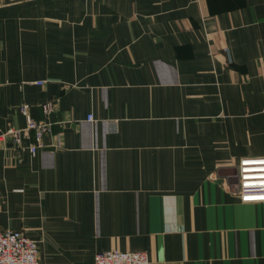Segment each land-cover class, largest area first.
Here are the masks:
<instances>
[{
	"label": "crops",
	"instance_id": "crops-1",
	"mask_svg": "<svg viewBox=\"0 0 264 264\" xmlns=\"http://www.w3.org/2000/svg\"><path fill=\"white\" fill-rule=\"evenodd\" d=\"M23 103L51 131L0 140V230L40 264H264V200L238 192L264 156V0H0L1 131Z\"/></svg>",
	"mask_w": 264,
	"mask_h": 264
},
{
	"label": "built area",
	"instance_id": "built-area-1",
	"mask_svg": "<svg viewBox=\"0 0 264 264\" xmlns=\"http://www.w3.org/2000/svg\"><path fill=\"white\" fill-rule=\"evenodd\" d=\"M47 113L52 110V102L43 105ZM20 110L27 118L25 126H12L4 132L0 128V140L11 137L17 147H23L24 138L33 134V141L25 145L31 154L44 145V136L51 131V124L45 119L37 120L31 116L30 104L23 103ZM93 119V114H88ZM111 123V129L117 128V122ZM264 156H243L238 166V192L244 201L264 200ZM39 242L22 229L7 228L0 230V264H40ZM95 264H150L145 250L108 248L99 250Z\"/></svg>",
	"mask_w": 264,
	"mask_h": 264
},
{
	"label": "bare ground",
	"instance_id": "bare-ground-1",
	"mask_svg": "<svg viewBox=\"0 0 264 264\" xmlns=\"http://www.w3.org/2000/svg\"><path fill=\"white\" fill-rule=\"evenodd\" d=\"M264 170V169H263Z\"/></svg>",
	"mask_w": 264,
	"mask_h": 264
}]
</instances>
